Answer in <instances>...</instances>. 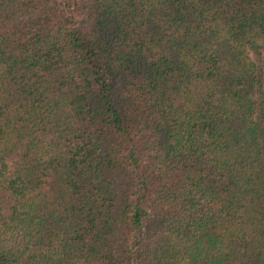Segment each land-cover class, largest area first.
<instances>
[{
    "label": "trees",
    "instance_id": "16d2710c",
    "mask_svg": "<svg viewBox=\"0 0 264 264\" xmlns=\"http://www.w3.org/2000/svg\"><path fill=\"white\" fill-rule=\"evenodd\" d=\"M0 264H264V0H0Z\"/></svg>",
    "mask_w": 264,
    "mask_h": 264
}]
</instances>
